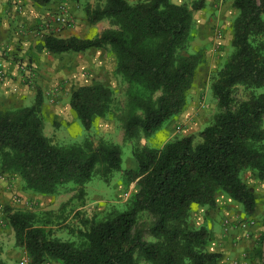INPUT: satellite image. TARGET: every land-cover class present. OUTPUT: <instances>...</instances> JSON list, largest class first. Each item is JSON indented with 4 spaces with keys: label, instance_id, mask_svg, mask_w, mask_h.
Instances as JSON below:
<instances>
[{
    "label": "trees",
    "instance_id": "1",
    "mask_svg": "<svg viewBox=\"0 0 264 264\" xmlns=\"http://www.w3.org/2000/svg\"><path fill=\"white\" fill-rule=\"evenodd\" d=\"M40 6L52 0H30ZM77 2L81 0H75ZM208 0L191 4L173 0H97L87 4L86 20L110 21L94 38L48 36L44 47L53 54L108 48L115 73L127 83L124 138L133 144L136 169L122 168V149L111 142L59 145L44 132L43 95L32 105L0 108V167L22 180V189L42 195L74 191L58 211L35 213L5 209L16 246L29 264H219L221 253L209 249L212 233L190 221L193 208H217L222 192L253 216L256 190L244 179L252 171L264 181V0H233L232 51L213 74L210 91L218 111L194 134L161 147L135 142L151 137L188 106L189 94L205 59L193 50L194 11ZM242 87L243 100L236 99ZM259 92V90H261ZM113 90L101 83L81 85L70 94V108L87 131L95 118L111 112ZM123 172L135 187L122 209L82 218L75 239L55 235L53 225L74 199H82L95 176L108 182ZM151 220L139 228L142 216ZM147 233L151 239L145 238ZM0 264L2 258L0 244ZM264 264V256L261 261Z\"/></svg>",
    "mask_w": 264,
    "mask_h": 264
},
{
    "label": "rangeland",
    "instance_id": "2",
    "mask_svg": "<svg viewBox=\"0 0 264 264\" xmlns=\"http://www.w3.org/2000/svg\"><path fill=\"white\" fill-rule=\"evenodd\" d=\"M173 1L191 4L193 0ZM214 1L213 5L209 6L208 9L193 12L195 31L191 40V47L193 50L203 49L205 59L198 70L194 85L190 91L187 109L179 116H175L166 122L151 137L145 138L141 136L135 142V145L139 148L145 145L158 148L169 140L187 134H194L195 141L198 142L200 141V137L197 133L211 122L213 115L218 111L216 100L210 91V82L213 74L222 68L232 51V25L237 11L231 5V0H222L221 4L216 7L214 5L218 3V0ZM70 2L73 7L71 9L70 7L68 8L69 14L76 23L73 27L76 25L81 26L82 39L94 38L105 29L113 28L107 19L101 20L96 24H90L86 20V5L91 4L95 6L97 0H81L79 2L70 0ZM205 8H207V4ZM220 8L223 9L222 13L219 12ZM52 17L47 19V22L50 23ZM42 29L39 30L38 28V31L35 32L40 37L39 39L50 35L58 36V33L55 32L54 24L46 27L43 26ZM99 51V55L94 54L93 58H96V62L101 60L102 64L97 65L96 68H84L82 72L83 78L81 76L82 80L78 83L74 82L70 86L73 90L81 85L97 82L110 87L113 90L114 96L110 114L106 117L95 118L91 130L87 131L70 108L69 99L64 102L63 107L66 120L56 125L54 133L50 131L46 134L51 137L54 143L59 145L81 143L85 138H90L96 146L101 142L117 144L122 149V168L136 169V160L133 156L134 145L126 142L124 138L128 85L120 75L115 73L116 59L110 50L108 48H101ZM70 55L66 57L75 58L79 56L78 60L81 63H86L88 60L85 57V53ZM73 60L76 61V59H57L61 64ZM261 91L262 89L259 90V92ZM245 98L246 93L244 89L239 87L236 92V99L240 101ZM2 108L7 109L8 107ZM8 174L10 180H12L10 184H12L11 188L13 189L11 190L10 199L0 202V228L4 230L3 233L5 235L3 257L6 264H29V258L25 251L16 246L12 238L8 236L7 229L10 226L5 218V209L10 207L14 210H28L35 213L58 211L63 203L73 198L75 192L69 191L57 195H42L32 191H24L22 189L23 183L21 178L15 174ZM243 177L256 190L258 209L255 215H246L240 204L231 200L222 192H218L216 199L220 207L213 209L197 205L191 212L190 221L195 226L205 225L210 229L212 240L209 249L211 251H217L216 248L221 244V242H218L219 239L230 240L231 248L228 249V252L231 249L232 255H235L237 258L241 255L248 263L258 264L261 261V255L262 257L264 256V181H260L252 171H245ZM134 187L135 183H129L121 171H116L108 182L99 176H95L86 184V193L83 198L74 199L63 211L59 212L61 218L58 224L52 226L55 235L63 240L75 239L72 230L75 229L77 231L81 226L80 221L82 218L94 215L103 216L112 207L122 209ZM228 217L242 223L254 221V224L246 227L245 232L240 231L237 234L235 232L224 233L222 222ZM150 220L149 216H142L139 228L143 227V224L148 223ZM247 232L248 236L246 235ZM239 233L243 235V239L234 241V238H237ZM145 238L151 239L147 233H145ZM13 249L14 251L8 252ZM219 253L221 255L225 254L223 250H219ZM46 264L58 263L50 262Z\"/></svg>",
    "mask_w": 264,
    "mask_h": 264
},
{
    "label": "crops",
    "instance_id": "3",
    "mask_svg": "<svg viewBox=\"0 0 264 264\" xmlns=\"http://www.w3.org/2000/svg\"><path fill=\"white\" fill-rule=\"evenodd\" d=\"M214 2V0H208L207 8L204 9L211 7ZM221 2L222 0H218V3L214 6L216 7ZM63 3H66L70 9L73 7L70 0L62 2L60 0H52L46 6L34 4L30 0H0V72L2 71L4 74V78H0V108L32 105L37 92L41 91L43 95L42 113L45 118V134L50 131L54 133L56 125L66 120L63 108L64 102L70 99L72 92L70 85L82 80L83 69L86 67L96 68L97 65L102 64L101 60L96 62V58H93L94 54L99 55V49L92 48L80 53L53 54L44 47L43 40L45 38L39 39L40 37L35 34L38 28L43 30L44 22L56 13ZM230 3L232 5L233 0ZM222 10L220 8L219 12L222 13ZM59 34L57 37L82 38L81 26L76 25L72 28H65ZM83 53L88 58L86 63H81L78 60L79 56L75 58L66 57L71 56L70 54ZM60 58L63 60L76 59V61L73 60L61 64L57 61ZM65 63L67 65H63ZM56 87L59 88V92L54 97L52 93ZM52 97H54V101ZM10 183H12V180H10L8 172H4L0 167V202L10 199L11 190L13 189ZM217 203L218 209L220 207L218 200ZM245 230V228L234 227L226 232L223 229L224 233L235 232L236 234L240 231L245 232ZM3 231L0 228V244L4 260L3 243L5 235ZM7 232L8 236L15 242L12 228L9 227ZM241 239H243V235L239 233L237 238H234V241ZM218 242H221V244L216 248V252L223 250L225 253L222 255L219 264H232L234 260L239 258L242 264H251L241 255H239V258L232 255L231 249L228 252V249L231 248L230 240L227 241L221 238ZM12 251L14 249L8 252ZM11 257L13 256L11 255Z\"/></svg>",
    "mask_w": 264,
    "mask_h": 264
},
{
    "label": "built area",
    "instance_id": "4",
    "mask_svg": "<svg viewBox=\"0 0 264 264\" xmlns=\"http://www.w3.org/2000/svg\"><path fill=\"white\" fill-rule=\"evenodd\" d=\"M47 21L48 20L44 22L43 24L44 27L50 26V24H54L55 32L58 34L65 28L73 27L76 24L75 20L69 14V9L66 3H63L62 5H60L58 11L53 15L50 23ZM0 78L1 79L4 78V74L2 71L0 72ZM54 90L55 91L52 93V96H54L56 93L58 94L59 88L56 87ZM54 97H52L53 101H54ZM251 224H254V221H248L247 223H242V222L237 221L236 219L226 218L223 222V229L224 231L227 232L233 229L234 227L246 228L250 226ZM246 235L247 236L249 235L248 232L246 233ZM232 264H242V261L240 259H236L233 261Z\"/></svg>",
    "mask_w": 264,
    "mask_h": 264
}]
</instances>
